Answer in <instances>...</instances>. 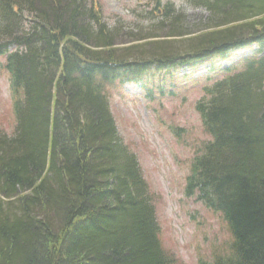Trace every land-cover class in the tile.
Returning a JSON list of instances; mask_svg holds the SVG:
<instances>
[{
  "label": "trees",
  "instance_id": "1",
  "mask_svg": "<svg viewBox=\"0 0 264 264\" xmlns=\"http://www.w3.org/2000/svg\"><path fill=\"white\" fill-rule=\"evenodd\" d=\"M151 1L159 20L149 30L182 37L183 14ZM186 2L207 12L208 30L124 46L148 38L110 28L92 1L0 0L15 118L11 134L0 132V264H176L109 93L143 84L149 98L174 97L185 65L195 70L254 45L240 68L204 77L196 111L210 141L186 190L231 238L225 254L200 264H264V0Z\"/></svg>",
  "mask_w": 264,
  "mask_h": 264
},
{
  "label": "rangeland",
  "instance_id": "2",
  "mask_svg": "<svg viewBox=\"0 0 264 264\" xmlns=\"http://www.w3.org/2000/svg\"><path fill=\"white\" fill-rule=\"evenodd\" d=\"M88 1L96 4L110 28L120 24L124 33L131 34L130 38H148L138 44L124 42V46L155 41L181 42L202 34L205 27L209 28L205 25L207 12L189 6L186 0H161L162 5L173 4L174 9L185 17L184 25L188 28L184 27L182 31L186 29V33L173 38L168 37L167 32L160 34L149 30L159 20V15L153 18L150 13L154 7L151 0ZM121 40L125 41L124 38ZM148 48L147 52L150 51ZM254 51L255 46L236 50L225 60L217 59L211 64L219 70L237 63L240 68L239 63L251 57ZM3 61L0 58V132L11 134L15 126L13 95ZM209 67L205 65L194 71L182 68L178 73L179 81L174 89L177 95L174 97L160 99L156 94L151 101L146 98L143 85L135 84L117 87L109 93L110 111L119 135L137 157L153 197L162 245L174 257L176 264L210 262L214 253L225 254L231 243L220 216L207 210L194 195L187 196L185 191L193 158L210 141L195 110L196 103L204 96V77L215 80L221 76L209 72ZM184 76L189 80L180 81Z\"/></svg>",
  "mask_w": 264,
  "mask_h": 264
},
{
  "label": "bare ground",
  "instance_id": "3",
  "mask_svg": "<svg viewBox=\"0 0 264 264\" xmlns=\"http://www.w3.org/2000/svg\"><path fill=\"white\" fill-rule=\"evenodd\" d=\"M208 20H207V17H206V19H205V25L208 23L207 22ZM255 46V51H254V53L256 52V50H257V46L256 45H254ZM254 53L251 55V57L254 55ZM186 59V58H185ZM181 60V59H180ZM220 60H225L224 58H222V59H220ZM212 63V62H211ZM204 64V65H202V66H205V65H210V67H209V72H211V73H213V74H218V75H221L220 76V78L222 77V76H224V74H225V71L226 70H229L230 68H228V69H222V70H219V68H217L215 65H213V64ZM202 66H200V67H202ZM200 67H198V68H200ZM183 68H188V69H191L192 71H194L193 70V68H190L189 66H187V65H185ZM198 68H195V69H198Z\"/></svg>",
  "mask_w": 264,
  "mask_h": 264
}]
</instances>
